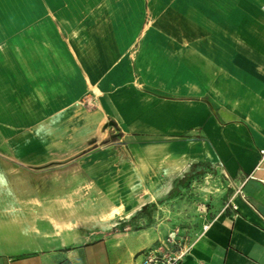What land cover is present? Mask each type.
Here are the masks:
<instances>
[{
  "label": "crops",
  "instance_id": "obj_1",
  "mask_svg": "<svg viewBox=\"0 0 264 264\" xmlns=\"http://www.w3.org/2000/svg\"><path fill=\"white\" fill-rule=\"evenodd\" d=\"M262 148L264 0H0V264H141L170 225L100 223L194 164L226 193L181 264H264Z\"/></svg>",
  "mask_w": 264,
  "mask_h": 264
},
{
  "label": "rangeland",
  "instance_id": "obj_2",
  "mask_svg": "<svg viewBox=\"0 0 264 264\" xmlns=\"http://www.w3.org/2000/svg\"><path fill=\"white\" fill-rule=\"evenodd\" d=\"M216 177L215 170L207 164L191 165L180 179L174 181L166 196L150 200L138 210L129 213L126 218L120 220L119 216H116L110 221L103 219V223L100 224L108 231L118 232L145 229L149 226H154L156 230V226L164 222L163 224H169L171 231L176 232L178 236L184 234L183 238L186 240L210 215L212 206L224 199L226 187L223 182L216 181ZM15 199L22 201L24 197L17 196ZM68 199L70 204L79 205L99 202L98 198L85 195H76ZM98 223L99 221H96V224ZM109 224H112L111 228Z\"/></svg>",
  "mask_w": 264,
  "mask_h": 264
},
{
  "label": "built area",
  "instance_id": "obj_3",
  "mask_svg": "<svg viewBox=\"0 0 264 264\" xmlns=\"http://www.w3.org/2000/svg\"><path fill=\"white\" fill-rule=\"evenodd\" d=\"M259 155L260 161H264V148L259 150ZM189 249L190 245L184 238L171 232L160 245L143 253L141 264H181Z\"/></svg>",
  "mask_w": 264,
  "mask_h": 264
}]
</instances>
